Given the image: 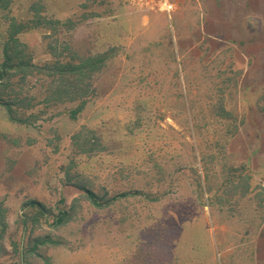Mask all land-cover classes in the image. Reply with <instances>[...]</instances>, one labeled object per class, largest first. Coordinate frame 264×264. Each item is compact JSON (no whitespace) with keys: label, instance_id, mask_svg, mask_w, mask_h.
<instances>
[{"label":"rangeland","instance_id":"obj_1","mask_svg":"<svg viewBox=\"0 0 264 264\" xmlns=\"http://www.w3.org/2000/svg\"><path fill=\"white\" fill-rule=\"evenodd\" d=\"M169 1L0 0V264L264 248V0Z\"/></svg>","mask_w":264,"mask_h":264},{"label":"crops","instance_id":"obj_2","mask_svg":"<svg viewBox=\"0 0 264 264\" xmlns=\"http://www.w3.org/2000/svg\"><path fill=\"white\" fill-rule=\"evenodd\" d=\"M240 1L237 0V2H239L238 5H242L240 3ZM258 226H259V233H260L259 237H261V231L264 232V218H263L262 222L259 223ZM261 241H264V235H262ZM243 257L246 258L247 256L244 255ZM248 258H249V261L251 262V264H264V248L262 250L261 249H259V250H255V249L251 250L249 252Z\"/></svg>","mask_w":264,"mask_h":264},{"label":"trees","instance_id":"obj_3","mask_svg":"<svg viewBox=\"0 0 264 264\" xmlns=\"http://www.w3.org/2000/svg\"><path fill=\"white\" fill-rule=\"evenodd\" d=\"M10 59H6L5 61H6V63H8V61H9ZM6 63H4L3 64V66L5 67V64ZM24 63H19V65H23ZM3 76V75H2ZM1 80H2V78H0V83H1ZM86 192H87V194L90 196V198H94V197H97V194L94 192V191H92V190H88V189H86L85 190ZM35 202V201H34ZM95 202V201H94ZM65 215H68V211H62L61 213H60V216H58V219H56L55 221H53L52 222V224L53 225H59V224H61L62 222H63V220H64V216Z\"/></svg>","mask_w":264,"mask_h":264},{"label":"built area","instance_id":"obj_4","mask_svg":"<svg viewBox=\"0 0 264 264\" xmlns=\"http://www.w3.org/2000/svg\"><path fill=\"white\" fill-rule=\"evenodd\" d=\"M157 1V6L160 8V10L170 12L173 8L172 3L169 0H156Z\"/></svg>","mask_w":264,"mask_h":264}]
</instances>
